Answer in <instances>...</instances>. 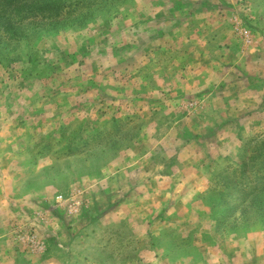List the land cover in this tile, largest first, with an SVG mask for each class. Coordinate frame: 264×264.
Segmentation results:
<instances>
[{"label":"rangeland","instance_id":"rangeland-1","mask_svg":"<svg viewBox=\"0 0 264 264\" xmlns=\"http://www.w3.org/2000/svg\"><path fill=\"white\" fill-rule=\"evenodd\" d=\"M0 264H264V0H0Z\"/></svg>","mask_w":264,"mask_h":264}]
</instances>
